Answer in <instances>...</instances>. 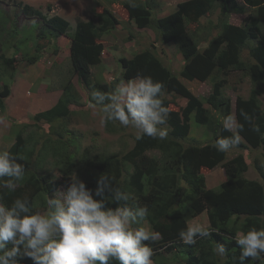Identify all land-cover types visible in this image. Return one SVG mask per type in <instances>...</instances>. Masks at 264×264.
<instances>
[{
	"label": "trees",
	"instance_id": "obj_1",
	"mask_svg": "<svg viewBox=\"0 0 264 264\" xmlns=\"http://www.w3.org/2000/svg\"><path fill=\"white\" fill-rule=\"evenodd\" d=\"M112 1H122L129 18L127 22L134 23L139 29H153L163 43H173L180 48L185 61L180 75L184 79L193 81L200 77H209L214 72L231 69L250 78L254 88L248 97L239 95L235 101V115L239 122L244 124V131L240 133L243 140L238 147L246 151L263 150L264 157V0H242L243 4L256 8L258 12V16L244 26L227 23L232 12H244L239 0H186L179 3L174 13L161 18L154 13L156 7L154 0H135L137 5L135 8L130 7L129 0ZM18 6L25 17L44 21L57 32V37L68 33L70 23L65 19L59 16L48 19L30 5L20 3ZM48 8L51 9V6ZM218 10L220 11L218 23H215L214 28L219 32L210 39L204 51L200 52L198 40L188 32L187 27L189 24H197L203 16L211 15L213 11ZM122 23L124 21L119 20L107 8L95 11L89 21L77 20V29L74 35L70 36L72 39L70 58L74 73L79 75L85 87L90 85L91 69L103 61L105 45L102 38L117 30ZM132 37L130 34V39ZM0 45L2 76L4 71L7 72V66H12L13 70H16V56L23 55V52L14 46V54L8 58L3 54L5 52L3 45L6 49H13L12 45L5 43ZM35 47L38 51L42 50L39 45ZM245 52L248 53L246 55L248 57H245ZM22 57L29 64H37L42 60L40 55L25 54ZM118 63L121 75L117 82L121 79H130L139 72L150 75L154 80L166 85L167 95L164 102L170 108L169 135L163 141L147 136L141 140L135 139L134 147L124 155L117 153L96 156L91 162L81 160V163L86 165L85 172L83 171L85 178L82 180L88 187L94 189L98 176L108 172L118 186L133 194L134 199L129 202L130 204L147 205L150 213L148 224L152 231L160 233V238L155 242H146L153 251L164 248L166 252H174L178 245L183 244L178 236L179 231L186 228L190 220L206 212L209 229L213 230V234L208 238L197 237L194 245H182L188 248L182 252L187 257L185 264H238L240 249L233 239L236 233L247 232L253 227L264 228V181L245 177L249 165L244 154L226 161L228 153L218 152L215 144L195 146L181 143V139H186L190 135L193 120L201 126H211L214 122L216 128L213 130L212 138L216 141L231 135L223 130V125L218 119H213L212 114V111L223 117L231 114L230 98L222 94L219 83L214 86V91L207 97L206 103L197 96L187 94L189 92L184 89L180 92L175 91L176 95L173 94L175 97L186 95L187 104L175 110L171 108L174 102L168 97L172 95L171 85L175 75L153 51L146 49L132 58L121 57ZM71 84L69 82L65 86L61 99L54 107L34 117L36 122L45 121L53 125L57 121L68 123L71 120L73 113L70 101L77 97ZM112 85L98 83L95 88L110 91ZM4 98L0 93L1 109H4L2 101ZM205 104L212 110L206 108ZM242 111L252 117L251 124L258 125L259 132L251 130V124L245 122L240 115ZM59 135H63L62 131ZM58 142L68 144L63 138H59ZM28 145V138L20 131L9 152L18 157L17 162L25 167L26 175L15 192L0 191L2 197L0 202L10 206L14 199L26 196L33 210L40 211L36 204L37 196L43 192L52 193L55 188L67 183L64 180H53L51 175L39 176L36 173V159L27 155ZM44 149L45 147L42 151ZM74 150L62 152L57 148L53 149L51 156L56 160L54 163L61 168L65 176L73 172L74 168L71 166L77 158ZM155 150L162 153L161 158L146 155L148 151ZM43 156L46 158L48 155ZM256 164L260 170L258 161ZM217 167L223 169L225 180L216 188H208L206 176L202 171H212ZM146 187L149 188L148 191ZM225 237L228 239L224 240ZM216 242L225 243L229 248L226 259L213 253ZM22 264H31V261H22ZM248 264L260 262L250 261Z\"/></svg>",
	"mask_w": 264,
	"mask_h": 264
},
{
	"label": "rangeland",
	"instance_id": "obj_2",
	"mask_svg": "<svg viewBox=\"0 0 264 264\" xmlns=\"http://www.w3.org/2000/svg\"><path fill=\"white\" fill-rule=\"evenodd\" d=\"M2 3L11 4L15 7L18 14L11 16L0 15V44H11V55L14 54V46L25 54L40 55L43 58L39 65L28 64L24 59L16 64V70L12 66H7V72L4 71L0 76V93L5 97L4 109L0 108V117H3V122H0V148L7 147L9 143H14L16 135L22 131L23 136L28 138L29 145L26 150L27 155H31L36 159V173L39 176L51 175L53 180L69 181L71 174L75 173L80 179L85 178L83 174L86 165L81 163L91 162L96 156L121 154L134 147L136 132L133 129H124L118 123L111 125H102L101 116L102 109L99 107L90 106L91 91L98 83L110 84V91L118 83V68L117 63L121 57L131 58L146 49L153 51L159 56L164 65L167 66L175 75V80L172 82V95L168 96L174 104L171 108L179 110L187 104L186 95L174 96L175 91H188L189 95L201 98L205 103L207 97L213 93L216 83L220 84L222 94L230 98L232 107L235 106V101L239 95L248 97L254 85L251 83L248 76L231 70L214 72L209 77H200L193 81H188L181 77L180 73L183 69V56L180 53V48L175 44L163 43L158 34L153 29H139L128 21L127 11L122 5V1L112 0H1ZM124 1V0H123ZM186 0H154L155 14L161 18L174 13L179 3ZM54 2V3H52ZM30 5L41 12V14L51 19L53 16H59L70 23L68 33L69 37L74 35L77 29V20L89 21L93 18L95 11H101L107 8L124 23L120 24L118 30L105 35L102 42L105 45L106 62L104 67H93L91 69L90 85H85L81 82L79 75L75 74L72 68L71 58L67 51L68 44L63 43L62 49L58 47L57 32L47 26L44 21L37 18H27L23 15L18 4ZM239 5L244 8L242 13H231L228 17V22L232 25L244 26L250 22L252 18L258 16L256 8L243 4L239 0ZM56 4V5H55ZM60 13L57 14L60 7ZM51 6V9L48 8ZM4 7V4H1ZM220 11H213L211 15L203 16L197 24H189L188 32L192 33L200 44V52L204 51L210 39L218 34V30L214 28L215 23H218ZM212 22V24H211ZM12 26V28H11ZM264 27V26H263ZM264 29V28H263ZM130 34L133 37L130 39ZM207 35L209 37L207 38ZM67 43L69 41L67 40ZM35 45H39L38 51ZM1 46V45H0ZM63 50V51H62ZM2 51V50H1ZM61 53V57L56 60L55 55ZM245 57H248L245 52ZM118 59V60H117ZM119 65V66H118ZM2 69L4 68L1 67ZM6 68V67H5ZM9 71V72H8ZM20 72L21 79L18 80L15 91L12 90V85L15 83V76ZM106 72V73H105ZM13 77H11V75ZM109 74V75H107ZM111 76V77H109ZM120 81V80H119ZM71 82L72 89L77 97L70 101V109L73 113L71 120L68 123L57 121L53 125L45 121L36 122L34 117L45 110L54 107L61 99L65 86ZM11 93H9L10 90ZM257 87V85H255ZM13 93V95H12ZM174 93V94H173ZM11 94V96L9 95ZM176 95V94H175ZM1 102V101H0ZM206 107L212 110L207 104ZM213 119L219 120L221 123L224 117L212 111ZM232 114V112H231ZM219 117V118H218ZM191 132L186 139H181L183 145H203L216 144V139L212 138L213 130L216 128L215 123L211 126H201L195 120L191 122ZM170 130V128L168 129ZM62 131V136L59 132ZM59 138H63L68 142L67 145L58 142ZM3 144V145H2ZM45 149L42 151V149ZM57 148L62 152H69L75 149L74 155L77 156L71 166L73 172L65 176L64 172L58 165H55V159L52 158L53 149ZM3 151L5 149H2ZM263 150H248L237 147L235 150L228 152L226 161L231 160L239 154H244L249 165L245 177L250 180L264 181V157ZM43 155H48L43 158ZM146 155L151 158H161L160 151H148ZM260 164L262 168L258 169ZM214 171V172H213ZM85 172V171H84ZM55 173V177H53ZM202 173L209 178V182H214L212 187L216 188L220 185L221 169L217 167L212 171L203 170ZM225 180V179H224ZM263 183V182H262ZM148 191L149 188L146 187ZM52 193L43 192L36 198V204L41 212L47 209V200ZM191 223H201L209 228V219L207 214L190 221ZM146 228L152 231L150 225L145 224ZM183 245V244H182ZM178 245L174 252H166L164 248L154 250V264H185L187 257L182 252L188 248ZM184 246V245H183ZM186 248V249H185Z\"/></svg>",
	"mask_w": 264,
	"mask_h": 264
},
{
	"label": "clouds",
	"instance_id": "obj_3",
	"mask_svg": "<svg viewBox=\"0 0 264 264\" xmlns=\"http://www.w3.org/2000/svg\"><path fill=\"white\" fill-rule=\"evenodd\" d=\"M129 5L137 6L135 0H129ZM16 57L15 63L23 60ZM166 95L163 82L138 72L130 79H121L111 91L94 88L90 106L102 109V125L118 123L135 130L137 140L147 136L163 141L169 135ZM240 115L251 124V116L243 111ZM3 119L0 117V122ZM222 125L231 135L219 138L215 147L227 154L241 144L244 124L229 114ZM251 130L259 132L260 128L251 124ZM17 161L11 152L0 151V191L15 192L24 180L25 167ZM133 199L132 193L124 191L105 172L98 176L94 189L71 174L66 185L52 192L44 212L34 211L26 196L14 199L10 206L0 202V264H154L155 253L146 242H155L160 233L144 226L149 208L130 204ZM212 234L204 224L191 223L178 236L184 244L194 245L197 237ZM233 239L240 249L238 264H264V228L238 231ZM213 253L226 259L229 248L216 242Z\"/></svg>",
	"mask_w": 264,
	"mask_h": 264
},
{
	"label": "crops",
	"instance_id": "obj_4",
	"mask_svg": "<svg viewBox=\"0 0 264 264\" xmlns=\"http://www.w3.org/2000/svg\"><path fill=\"white\" fill-rule=\"evenodd\" d=\"M52 3H54V2H52ZM1 4H4V7H1ZM56 5V4H55ZM59 7H60V5L59 4H57ZM59 11L57 12V14L58 13H60V11H61V7H60V9H58ZM19 13V11H17L16 10V8L13 6H11V4H8V3H2V1L0 0V15H4V16H11V15H15V14H18ZM57 16V15H56ZM131 24L132 25H134V23H132L131 22ZM135 26V25H134ZM11 28H12V26H11ZM119 28V27H118ZM118 30V29H117ZM117 30H113L112 32H115V31H117ZM109 34H111V33H109ZM108 35V34H107ZM67 40L69 41V43H67ZM71 37H70V35H69V37L66 35V34H63V35H60L59 37H58V41H57V43H58V47H59V49H62V44L63 43H65V44H68V46H67V51H68V53H69V55H70V47H71ZM3 49H4V55L6 56V57H8V58H11L12 57V55H11V48L10 49H6L5 47H4V45H3ZM63 51V50H62ZM61 54H62V52L60 53H58L57 55H55V58H56V60H58L60 57H61ZM106 54H107V52H106V50L104 51V53H103V61H102V63L100 64L101 65V68L102 67H104V65H105V62H106ZM136 55V54H135ZM18 58H21V57H18ZM132 58V57H131ZM42 60H43V58H42ZM42 60H40V62H38L36 65H39V64H41L42 63ZM118 60V59H117ZM23 61V60H22ZM21 61V62H22ZM25 62V61H24ZM183 62L185 63V61H184V58H183ZM117 63H118V61H117ZM184 63H183V67H184ZM99 65V66H100ZM119 66V65H118ZM118 76L119 75H121V69L120 68H118ZM106 73V72H105ZM107 75H109V74H107ZM109 77H111V76H109ZM19 79H21V75H20V72H17V74H16V76H15V83L12 85L13 87H12V90L13 91H15V87H16V85H17V83H18V80ZM12 95H13V93H12ZM10 96H11V94H10ZM206 108H208V107H206ZM231 112H232V115H234V116H236L235 115V106L234 107H232L231 108ZM0 140H1V137H0ZM3 145V144H2ZM13 144L12 143H9V145H7L6 144V146H8V148H10L11 146H12ZM6 148L7 147H1L0 148V151H3L2 149H5L6 150ZM216 169V168H215ZM221 169V177H223L222 179L220 178L219 180H221V182H223L224 181V179H225V174H224V171H223V169L222 168H220ZM214 172V171H213ZM210 180H209V178L208 177H206V186L208 187V188H210V187H212V185H213V183L214 182H209ZM203 214H207L206 212H203L202 214H200L199 216H197V217H200V216H202ZM208 216V215H207ZM197 217H195V218H197ZM195 218H193L192 220H194ZM192 220H190V221H192ZM190 221L188 222V225L190 224ZM184 244V243H183ZM184 245H186V244H184Z\"/></svg>",
	"mask_w": 264,
	"mask_h": 264
}]
</instances>
